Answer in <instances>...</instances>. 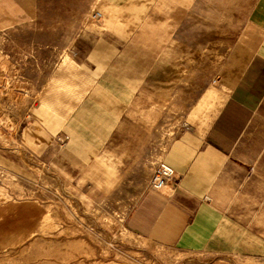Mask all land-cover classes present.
<instances>
[{"label": "crops", "instance_id": "1", "mask_svg": "<svg viewBox=\"0 0 264 264\" xmlns=\"http://www.w3.org/2000/svg\"><path fill=\"white\" fill-rule=\"evenodd\" d=\"M194 1L104 0L24 133L85 201V264L264 260V0L214 69L210 117L171 46ZM160 162L175 177L153 189Z\"/></svg>", "mask_w": 264, "mask_h": 264}, {"label": "rangeland", "instance_id": "2", "mask_svg": "<svg viewBox=\"0 0 264 264\" xmlns=\"http://www.w3.org/2000/svg\"><path fill=\"white\" fill-rule=\"evenodd\" d=\"M103 2L0 0V264L86 263V239H92L93 226L85 218V201L78 195L76 203L75 189L56 177L50 157L43 155L45 147H32L24 133L32 129L39 98L76 42L100 19L93 15ZM252 2L195 0L189 27L185 32L180 29L182 39L171 44L189 55L191 97L204 73L207 95L211 94L207 117L217 107L212 97L214 69ZM114 239L110 236L108 243ZM81 258L84 261L78 263ZM214 260L216 264H264V260L229 256Z\"/></svg>", "mask_w": 264, "mask_h": 264}, {"label": "built area", "instance_id": "3", "mask_svg": "<svg viewBox=\"0 0 264 264\" xmlns=\"http://www.w3.org/2000/svg\"><path fill=\"white\" fill-rule=\"evenodd\" d=\"M94 18L99 17V13H95L93 15ZM175 177V171L172 167L167 165L164 162H160L156 165L154 168L151 180H150V186L153 189H161L168 181L173 179Z\"/></svg>", "mask_w": 264, "mask_h": 264}]
</instances>
